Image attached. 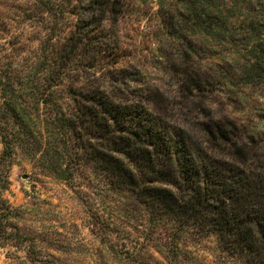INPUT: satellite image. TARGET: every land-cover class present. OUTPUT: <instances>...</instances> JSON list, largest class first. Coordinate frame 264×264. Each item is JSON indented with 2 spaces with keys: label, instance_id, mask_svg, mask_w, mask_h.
<instances>
[{
  "label": "rangeland",
  "instance_id": "obj_1",
  "mask_svg": "<svg viewBox=\"0 0 264 264\" xmlns=\"http://www.w3.org/2000/svg\"><path fill=\"white\" fill-rule=\"evenodd\" d=\"M207 1L211 13L221 8L250 20L264 15V0ZM74 2L0 0V264H136L137 252L144 253L139 264H167L158 252V234L141 225L137 213L124 210L122 202L128 201L107 190L99 170L75 167L71 178L74 165L65 148L36 150L32 142L21 143L12 119L2 114V108L17 104L25 112L23 122L43 127L35 89L50 48L81 30L70 10ZM195 2L198 10L203 1ZM123 10L117 21L106 19L87 29L93 47L86 57L94 65L80 80L102 85L111 66H119L127 72L119 83L124 91L152 93L159 105L168 101L178 120L201 119L209 111L217 121H231L233 137L244 143L249 157L264 160V85L245 83L232 64L220 59L218 39L193 29L186 1L127 0ZM231 33L228 40L240 38ZM97 38L115 41L116 50L95 51ZM64 93L57 90L54 96L63 105ZM64 167L65 173L57 172ZM107 215L114 222L112 240L103 230ZM120 242L124 245L115 246ZM125 248H134V254H123ZM179 264L241 263L228 260L209 237Z\"/></svg>",
  "mask_w": 264,
  "mask_h": 264
},
{
  "label": "trees",
  "instance_id": "obj_2",
  "mask_svg": "<svg viewBox=\"0 0 264 264\" xmlns=\"http://www.w3.org/2000/svg\"><path fill=\"white\" fill-rule=\"evenodd\" d=\"M126 1L75 0L70 7L80 35L72 30L50 48L35 89L43 127L23 122L25 112L17 104L2 108V114L12 119L21 143L32 142L36 150L44 145L65 148L74 165L71 178L75 167L99 170L107 190L128 201L122 202L123 209L137 213L141 225L147 223L158 234V252L167 264H179L209 237L228 260L264 264V160L249 157L244 143L233 137L234 123L217 121L209 111L201 119L178 120L168 101L159 105L152 93L124 91L119 83L127 72L116 65L102 85L80 80L94 65L86 57L93 47L86 40L87 29L106 19L117 21ZM185 1L193 29L218 39L220 59L232 64L245 83L264 85V15L250 20L221 8L211 13L207 0L198 10L193 4L197 0ZM231 30L240 36L236 41L227 39ZM94 45L95 51L114 52L117 47L115 41L101 38ZM59 86L63 89H54ZM57 90L66 93L65 105L54 97ZM109 217L103 230L112 240L114 222ZM134 251L125 248L123 254L132 256ZM142 254H135L136 264Z\"/></svg>",
  "mask_w": 264,
  "mask_h": 264
}]
</instances>
